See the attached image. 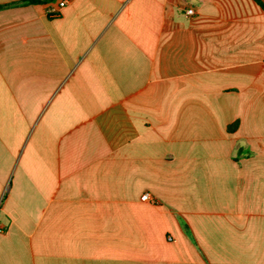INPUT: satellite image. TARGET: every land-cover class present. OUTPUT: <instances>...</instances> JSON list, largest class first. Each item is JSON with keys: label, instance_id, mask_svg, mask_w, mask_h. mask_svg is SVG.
Returning a JSON list of instances; mask_svg holds the SVG:
<instances>
[{"label": "crops", "instance_id": "0c3cea01", "mask_svg": "<svg viewBox=\"0 0 264 264\" xmlns=\"http://www.w3.org/2000/svg\"><path fill=\"white\" fill-rule=\"evenodd\" d=\"M22 1L0 0V264H264V10Z\"/></svg>", "mask_w": 264, "mask_h": 264}, {"label": "trees", "instance_id": "16d2710c", "mask_svg": "<svg viewBox=\"0 0 264 264\" xmlns=\"http://www.w3.org/2000/svg\"><path fill=\"white\" fill-rule=\"evenodd\" d=\"M56 0H23L20 4L26 5V4H49L53 3ZM263 10H264V3L261 0H254ZM2 6H0L1 8ZM237 128V123L228 126V132L229 133H234ZM240 153H243L242 151Z\"/></svg>", "mask_w": 264, "mask_h": 264}, {"label": "built area", "instance_id": "2783aa9c", "mask_svg": "<svg viewBox=\"0 0 264 264\" xmlns=\"http://www.w3.org/2000/svg\"><path fill=\"white\" fill-rule=\"evenodd\" d=\"M65 2L64 1H62V2H60V4H59V6L58 7H56V8H49L48 10H47V14H48V16L49 17H52V18H54V17H58L59 15H60V11H61V9L62 8H64L65 7ZM193 13V10H188V14H192ZM142 200L143 201H149L150 200V196H149V194H144L143 195V197H142Z\"/></svg>", "mask_w": 264, "mask_h": 264}]
</instances>
